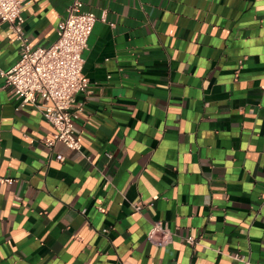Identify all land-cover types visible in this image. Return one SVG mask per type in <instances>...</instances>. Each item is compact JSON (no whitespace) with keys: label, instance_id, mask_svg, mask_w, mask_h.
Returning <instances> with one entry per match:
<instances>
[{"label":"crops","instance_id":"1","mask_svg":"<svg viewBox=\"0 0 264 264\" xmlns=\"http://www.w3.org/2000/svg\"><path fill=\"white\" fill-rule=\"evenodd\" d=\"M73 1L24 0L34 46ZM81 1L82 151L0 78V264L264 263V0ZM19 57L4 24L0 68Z\"/></svg>","mask_w":264,"mask_h":264},{"label":"built area","instance_id":"2","mask_svg":"<svg viewBox=\"0 0 264 264\" xmlns=\"http://www.w3.org/2000/svg\"><path fill=\"white\" fill-rule=\"evenodd\" d=\"M23 6L24 0H0V28L7 24L20 48L16 64L9 69L0 68V78L5 86L14 88L20 106L33 105L53 125L55 133L46 140L49 147L60 141L70 149L82 151L75 118L83 104L77 103L76 95L92 92L91 81L84 72V51L98 17L83 10L81 0H74L59 24L56 41L49 46H34L24 30ZM56 157L64 160L60 153ZM142 206L141 201L133 203L136 211H141ZM147 237L152 243L168 245L174 233L158 220ZM186 241L191 245L196 242L193 236Z\"/></svg>","mask_w":264,"mask_h":264}]
</instances>
